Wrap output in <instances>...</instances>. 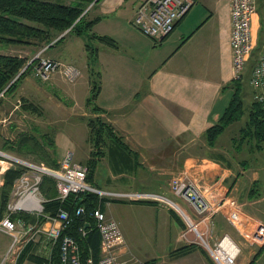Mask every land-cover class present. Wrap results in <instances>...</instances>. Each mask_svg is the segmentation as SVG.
<instances>
[{"label":"crops","instance_id":"crops-1","mask_svg":"<svg viewBox=\"0 0 264 264\" xmlns=\"http://www.w3.org/2000/svg\"><path fill=\"white\" fill-rule=\"evenodd\" d=\"M140 1L97 0L86 10L88 18H95L92 31L108 35L114 41L113 45L93 41L97 55L92 68L100 80L94 103L101 112H92L86 104L91 74L84 39L72 32L49 45L44 54L73 62L81 69V75L70 82L55 72L45 80L49 82L47 87L39 78L42 82L33 84L30 88L33 91L20 80L10 95L0 99V106L11 101L12 111H32L23 105L35 107L32 103L35 97L40 98L42 113L46 108L52 110L54 116H49V121L40 116L43 128L49 131L40 132L34 124L22 132L35 136L57 166L67 151L73 153L75 161L84 165L91 159V151L95 148L89 140L87 119L100 117L109 124L119 139L109 133L103 135L104 142L98 146L99 154L92 157L95 168L87 180L99 189L158 194L175 205V200H179L183 209L190 212L188 205L169 188L171 178L185 173L199 188L222 190L243 202L251 219L264 224V160L262 154L258 155L261 150L252 152L243 144V147H236L234 135V138L228 136L220 141L231 124L217 137L213 146H208L204 138L205 130L219 121L230 100L231 88L222 87L237 77L233 71L230 44V1L193 0L172 31L159 41L146 36L130 23ZM260 18L258 13L253 18L255 34L260 28ZM51 46L56 50L49 49ZM30 48L18 49V54L31 51L30 59L38 50L34 45ZM54 92L60 95L56 96ZM241 96L245 106L243 121L252 101L245 103L246 95L242 90ZM249 97H253V90H249ZM1 112L0 118L6 119V123L8 119L2 117ZM63 122L72 127H61ZM46 139L53 141V150L45 146ZM243 152L244 155L240 156ZM41 163L52 168L43 161ZM3 171H0V185ZM56 195L53 185H44L36 196L42 205ZM100 206L101 211L118 223L127 251L140 261L155 259L153 264H173L170 253L186 245L180 238L184 228L182 219L168 204L147 199L111 198ZM22 212L28 215V222L14 220L21 222L16 231L20 236L18 254L15 258L5 257L11 242L0 246V264H17L27 243L30 245L26 255L33 253L47 259L53 253V241L47 231L58 223L49 219L40 221V213L35 211ZM216 218L214 229L225 222L221 215ZM28 227H32V232L23 235ZM99 247L100 240L98 251ZM151 247L169 250L161 257L145 260L148 257L145 251ZM32 263L25 260L21 264ZM254 264H264V248Z\"/></svg>","mask_w":264,"mask_h":264},{"label":"built area","instance_id":"built-area-1","mask_svg":"<svg viewBox=\"0 0 264 264\" xmlns=\"http://www.w3.org/2000/svg\"><path fill=\"white\" fill-rule=\"evenodd\" d=\"M231 17L232 65L235 76H240L247 60L251 57L256 44L257 37L253 31V18L258 13V0H229ZM193 0H141L135 7L130 23L139 29L143 34L159 41L170 33L177 22L192 6ZM91 4H89L90 6ZM88 6V7H89ZM264 12V1L262 3ZM87 7V8H88ZM87 8L83 11L85 12ZM264 27V25H263ZM70 27L64 29L49 43L40 47L27 61L33 60V73L43 81L51 74L57 72L67 81H75L81 75V69L69 61H61L48 57L44 54L45 49L54 43L60 36L69 32ZM24 69L22 67L20 72ZM249 83L253 88V99L264 108V36L259 44L258 55L251 68ZM4 97V89L0 92V98ZM6 119L0 118V125ZM0 157L9 160L41 173L40 175H27V171L19 178L21 184L32 187V191L26 194H19L16 203L22 201V207L8 206V210L42 211V205L36 196L38 184L42 174L51 176L55 181L57 198L64 199L69 194H82L90 192L100 198H118L126 200H156L168 205L175 206L178 215L184 223L180 238L187 245L200 244L207 252L214 264H237V256L240 252L239 245L227 234L223 233L219 239H213L214 219L221 215L225 222L234 229L241 237L251 244H264V224L254 222L246 211L243 202L238 201L222 190H207L199 188L187 174L181 173L171 178L169 182L170 191L183 200L189 207L190 212L172 204L167 198L152 193L139 192H111L99 189L87 181V167L75 161L73 153L67 151L61 157L58 167L55 169L37 166L26 161L13 158L0 151ZM8 168V167H6ZM32 180L29 185V180ZM36 192V193H35ZM30 198L27 203L26 199ZM82 209L77 210V214ZM94 219L95 227L100 235V247L96 257L88 255L81 257L78 245L74 238L64 235L59 238L60 231L68 223V213L59 210L55 217L48 218L58 226L51 227L47 233L54 241L59 238V254L57 262L50 259L40 264H141L126 249L125 241L119 229L118 223L108 217L100 209L89 212ZM21 226L20 221H13L8 216L0 220V231L10 235L12 241L5 257L15 258L18 254V243L20 242L17 228ZM32 227L26 228L23 235L28 236ZM83 232V231H82ZM18 235V236H17ZM211 240L213 242L211 243ZM230 247V248H229ZM36 264V263H32Z\"/></svg>","mask_w":264,"mask_h":264},{"label":"trees","instance_id":"trees-1","mask_svg":"<svg viewBox=\"0 0 264 264\" xmlns=\"http://www.w3.org/2000/svg\"><path fill=\"white\" fill-rule=\"evenodd\" d=\"M93 1L94 0H74V2L51 0H0V43L39 46L49 43L60 32L70 27L69 32L80 35L84 39L86 62L91 74L90 94L86 99V104L90 107L92 112L97 113L102 110L94 103L99 92L100 80L99 74L92 68L97 55V46L93 41L98 40L108 45H113L114 41L108 35H100L92 31L95 18H88L86 16V11H83L86 6ZM263 25L264 18H261L260 27H263ZM63 37L64 35L60 36L56 41ZM25 61L26 57L24 55L0 52V92L4 89V95H10L21 78L29 70V67H32L33 60L29 63H25ZM22 67H24V69L20 72ZM226 87L232 90L230 100L219 121L207 128L204 132V138L208 146H213L217 137L224 129L228 125L240 121L245 114V106L241 96L242 85L240 77L233 78L228 85L222 88L225 89ZM23 107L32 111L37 110V108L31 104H24ZM87 126L89 127V140L95 148L94 151H91V156L93 158L99 154L98 146L104 142V134L109 133L116 139H119L112 133L111 126L100 117L87 119ZM233 140L235 142L238 140V147L242 146L244 143L248 144L254 141V147L257 149L261 148V145L264 143V108L259 103L253 101L250 104L246 120L239 128L238 136ZM44 144L48 149L53 150L54 144L51 139H46ZM9 149L21 155H37L41 161L52 167V169L58 167L46 148L42 147L35 136L27 132L19 133L16 139L10 144ZM92 157L85 165L87 167V180L90 178L96 164ZM26 171V168L15 163L2 173V184L0 185V220L4 216H8L13 221L19 219L28 222V215H26V213L22 211L10 212L8 210V203L12 197L15 183ZM44 185L48 187L53 185L55 187V181L51 176L42 174L38 189L42 190ZM108 200L110 201L111 199L100 198L96 194L90 192L82 194L72 193L62 200L57 198L56 195L42 203V211L38 219L44 221L45 219L55 217L59 210H65L68 213V223L60 231L59 238L64 235L72 236L78 245L82 258L88 255L96 257L99 252L98 240H100V235L95 227L94 219L89 216V212L97 208L100 209V204ZM79 208L82 209V212L77 214ZM59 238L54 241L52 240L53 253L50 258H47L54 262L58 260ZM29 245L30 244L27 243L25 248L20 252L17 264H21L25 260L40 264L47 260L33 253L26 255ZM194 247V245H185L172 251L170 255L172 257L182 256ZM263 248L264 244L254 253L248 264H254L255 259ZM154 262L155 259H151L141 264H153Z\"/></svg>","mask_w":264,"mask_h":264},{"label":"rangeland","instance_id":"rangeland-1","mask_svg":"<svg viewBox=\"0 0 264 264\" xmlns=\"http://www.w3.org/2000/svg\"><path fill=\"white\" fill-rule=\"evenodd\" d=\"M51 1L74 2V0H51ZM263 1L264 0H258V7H257L258 14L260 15L261 18H264V12H263V8H262L263 7L262 6ZM263 36H264V27H260L256 33V37H257L256 47H255L251 57L247 60L245 67L240 74V76H241L240 80H241V85H242L241 89H242L244 95H246V97H245V103L246 104H248L249 101H252V102L254 101L253 97L248 98L249 90H253L252 87H250L248 80H249L251 68L255 62V58L258 55L259 44H260ZM43 45L44 44L37 46V49H39ZM25 47L30 48V45H15V44L0 43V52L11 53V54L12 53H18L19 52L18 49L24 50ZM52 48H53V46H51L49 49H52ZM34 49H36V48H34ZM52 50H56V49H52ZM23 53H24L23 55L26 57V61H25V63H26L28 61L29 57L32 55V53H31V51L30 52L25 51ZM32 71H33L32 67H29V70L26 72V74L21 79V82L30 91H33L30 89L33 86V84H35V83L40 84L42 82V81H40L39 76L33 75ZM48 83L49 82L44 81L43 85L47 87ZM53 94H56V96L60 95L58 92H54ZM32 101H33L32 103H34L37 110L23 111L20 109V110L12 111L13 102H11V101L5 102L3 105L0 106V112L2 111L1 112L2 117H7V119L10 121L9 122L7 120V122L4 125L0 126V151L6 155L13 157V158L20 159V160L26 161L28 163H32V164L37 165V166H43L41 163L42 161H40V159L37 157V155H32V154L21 155V154H17L16 152L9 149L10 144L16 139L18 134L22 133V131H26L27 129H29L31 127V125L32 126L34 124L37 125L36 127L39 129L40 132L41 131H49L46 128H43V124L41 123L40 116L43 115V118H46V120L49 121L48 117L54 116L52 110L49 109V111H48L46 108L45 112L42 113L40 98L37 99V98L33 97ZM246 107H248V105ZM245 117L246 116H244L243 121L240 120V122H236V123H233L230 126H228L225 129L224 133L222 134L221 138H219L220 141L227 139L228 136L233 137V135H234L235 137H237L236 131H237L238 127L243 125V122L245 121ZM60 126L63 128H66V127L71 128L72 127L71 124H68L67 122L60 123ZM238 143L239 142L237 140L235 142L236 147H237ZM254 144H255V142L251 141L248 144L244 143L243 146L245 148L248 147L249 149L252 150V152L257 151L259 153L261 150L262 153L260 152L258 155L260 156L262 154L261 159L264 160V155H263L264 154V143L261 145L260 149H257L256 147H254ZM243 146H241V147H243ZM244 152L240 156H243ZM13 164H15V162L9 160L8 158L0 157V171H2L3 169L4 170L7 169L6 167H10ZM44 167H46V166H44ZM24 168H26V167H24ZM46 168H49V167H46ZM26 173H27V175H36V174L40 175L41 174L38 171H35L32 169L27 170ZM17 181H16V186H14V189L12 191V197L8 203V206L11 205L10 208L13 207L14 204H16L19 194H26V193H29L30 191H32L31 190L32 187H27V185H25V184L22 185L20 179ZM31 183H32V180L30 179L29 185H31ZM36 195H37V193H36ZM175 203L178 207L180 206L179 208H181V209L184 208L179 200L176 199ZM170 209L178 215V212L176 211L175 206L170 205ZM16 211H23V210H11V212H16ZM217 219L218 218H215L214 222ZM181 223H183V222L181 221ZM182 225H184V223ZM223 233H227L240 247V252H239V254L237 256V260H236L237 264H241V263L242 264H245V263L248 264L250 262V260L252 259L254 253L258 250V248H259L258 244L249 243L248 240L241 237L234 229H232L225 222L220 223V225L216 226L215 229H213L212 238L213 239H219ZM11 241H12L11 236L0 231V246H2V245L4 246ZM181 241L183 244H186L183 240H181ZM212 242H213V240H211V243ZM194 246L195 247L188 250L185 255L178 256V257H176V256L171 257L170 259L175 262L173 264H201V263L202 264H214V262L211 260V258L207 254V252L203 249V247L200 246V244H195ZM168 250L169 249H167L166 247L148 248L145 251V253L148 254V257L145 260L150 259L151 257H156V258L161 257L162 254H164L166 251L168 252Z\"/></svg>","mask_w":264,"mask_h":264},{"label":"bare ground","instance_id":"bare-ground-1","mask_svg":"<svg viewBox=\"0 0 264 264\" xmlns=\"http://www.w3.org/2000/svg\"><path fill=\"white\" fill-rule=\"evenodd\" d=\"M30 198H27L25 201L27 203V201L29 200ZM24 204V202L20 201L18 203L15 204V207H22V205ZM230 248V247H229Z\"/></svg>","mask_w":264,"mask_h":264},{"label":"water","instance_id":"water-1","mask_svg":"<svg viewBox=\"0 0 264 264\" xmlns=\"http://www.w3.org/2000/svg\"><path fill=\"white\" fill-rule=\"evenodd\" d=\"M94 1H95V0H94ZM94 1H93V2H94ZM93 2H91L90 4H92ZM88 6H89V5H88ZM88 6H87V7H88ZM87 7H86V8H87ZM86 8H85V9H86Z\"/></svg>","mask_w":264,"mask_h":264}]
</instances>
